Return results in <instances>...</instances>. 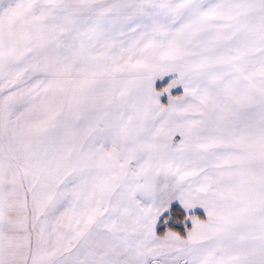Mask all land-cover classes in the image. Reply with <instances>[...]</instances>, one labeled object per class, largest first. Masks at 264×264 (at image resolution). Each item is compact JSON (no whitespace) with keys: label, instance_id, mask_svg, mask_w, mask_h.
<instances>
[{"label":"snow or ice","instance_id":"snow-or-ice-1","mask_svg":"<svg viewBox=\"0 0 264 264\" xmlns=\"http://www.w3.org/2000/svg\"><path fill=\"white\" fill-rule=\"evenodd\" d=\"M0 264H264V0H0Z\"/></svg>","mask_w":264,"mask_h":264}]
</instances>
